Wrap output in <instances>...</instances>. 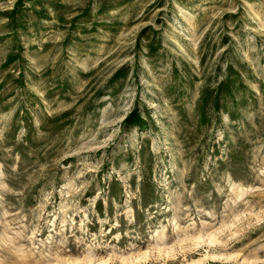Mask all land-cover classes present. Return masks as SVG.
Here are the masks:
<instances>
[{"label": "rangeland", "instance_id": "1", "mask_svg": "<svg viewBox=\"0 0 264 264\" xmlns=\"http://www.w3.org/2000/svg\"><path fill=\"white\" fill-rule=\"evenodd\" d=\"M16 1L0 264H264V0Z\"/></svg>", "mask_w": 264, "mask_h": 264}, {"label": "trees", "instance_id": "2", "mask_svg": "<svg viewBox=\"0 0 264 264\" xmlns=\"http://www.w3.org/2000/svg\"><path fill=\"white\" fill-rule=\"evenodd\" d=\"M16 2H17V3H18V2L20 3V2H21V0H17ZM221 84H222V81H221V82H219V87H220V85H221ZM217 104H218V101H217Z\"/></svg>", "mask_w": 264, "mask_h": 264}]
</instances>
